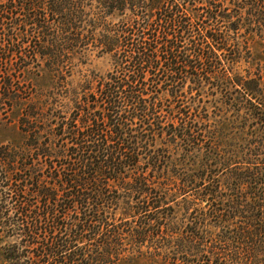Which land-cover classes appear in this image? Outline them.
Instances as JSON below:
<instances>
[{"label": "trees", "instance_id": "1", "mask_svg": "<svg viewBox=\"0 0 264 264\" xmlns=\"http://www.w3.org/2000/svg\"><path fill=\"white\" fill-rule=\"evenodd\" d=\"M257 50L264 0H0V264H264Z\"/></svg>", "mask_w": 264, "mask_h": 264}, {"label": "rangeland", "instance_id": "2", "mask_svg": "<svg viewBox=\"0 0 264 264\" xmlns=\"http://www.w3.org/2000/svg\"><path fill=\"white\" fill-rule=\"evenodd\" d=\"M257 51H264V50H257ZM92 63L88 64L87 66L83 67V69H96L97 71H101L103 73L112 69V65L110 59L108 57H92ZM264 64V61H263ZM12 129L4 128L0 129V142L7 141L12 135Z\"/></svg>", "mask_w": 264, "mask_h": 264}]
</instances>
